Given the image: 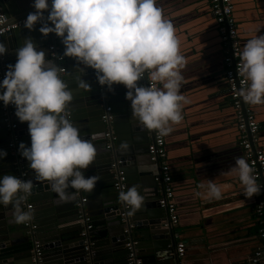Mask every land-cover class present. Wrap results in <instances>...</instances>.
<instances>
[{
	"label": "clouds",
	"instance_id": "obj_1",
	"mask_svg": "<svg viewBox=\"0 0 264 264\" xmlns=\"http://www.w3.org/2000/svg\"><path fill=\"white\" fill-rule=\"evenodd\" d=\"M31 6L35 11L27 14L24 27L31 31L39 23L42 35L53 33L60 38L64 48L56 59L75 60L78 88L85 92L91 89L81 77L87 67L95 70L97 82L108 91L114 84H123L132 118L160 138L168 136L172 125L184 119L182 108L189 100L180 89L186 61L175 28L164 18L157 0H32ZM15 51V63L7 65L0 80V101L5 106L14 105L18 120L28 122L30 145L20 142L18 151L34 175L32 179L11 174L0 177V206L11 205L13 221L27 224L33 213L24 210L22 204L32 194L34 181L47 182L60 204L94 190L100 176L85 177L83 170L96 161L94 141L99 136L92 133L85 139L73 123L69 109L73 93L63 78L66 70L47 59L30 37ZM5 53L6 43L0 41V56ZM238 56L237 73L243 78L239 97L249 105L264 104V33L249 38ZM145 76L147 86L138 83ZM117 147L126 152L129 145L121 141ZM6 155V150L0 149V158ZM137 168L157 172L155 164L139 157ZM230 171L238 177L244 197L261 193L254 168L244 157H236ZM196 188L197 197H222L221 187L213 180ZM117 199L128 208L129 215L145 204L139 184L122 188Z\"/></svg>",
	"mask_w": 264,
	"mask_h": 264
},
{
	"label": "water",
	"instance_id": "obj_2",
	"mask_svg": "<svg viewBox=\"0 0 264 264\" xmlns=\"http://www.w3.org/2000/svg\"><path fill=\"white\" fill-rule=\"evenodd\" d=\"M31 5L32 0H0V9L8 23L25 19L29 12L35 11ZM39 27L37 23L30 31L22 23L3 35L6 53L2 65L6 71L8 64L15 63V50L28 37L34 41L38 50L45 51L47 59L55 60L60 66L67 65L69 74L64 79L73 93L69 105L71 119L85 139L92 133L99 136L94 141L96 161L83 170L84 175L98 174L100 179L91 193L81 192L75 201L62 204L56 202L57 194L50 191L47 182L34 181L35 186L29 196L34 205L32 223L36 229L33 231L25 224L13 221L11 205L0 206V213L8 217H0V249L23 245L11 255L0 254V264H128L129 251L125 247L127 241L136 242V257L140 258L142 264H170L174 246L173 229L166 226L167 214L158 204L160 182L155 174L140 172L137 168L138 157L152 163L147 151L150 132L138 126L132 118L130 101L125 99L127 89L123 84H114L113 90L108 91L99 85L95 70L91 67L81 73V77L91 85L90 91L78 88L75 60L69 57L55 59L49 45L54 44L58 55L62 54L64 46L55 34L42 35L38 31ZM138 83L144 81L141 79ZM106 107L110 109L107 111ZM11 109L16 123L14 135H17L12 148L8 146L9 132L0 105V149L7 152L5 157L0 158V177L5 174L17 176L20 170H24L26 179H32L34 174L28 168V161L18 151L20 142L30 145L28 122L18 120L14 105ZM103 115L106 118H102ZM106 133L111 134L110 139ZM121 141L129 145L126 152L118 150ZM118 160L120 163L113 166ZM122 166L128 168L123 171ZM119 171H123L126 176L128 186L125 190L139 184L145 196L144 206L133 215H129L128 208L118 201L119 191L113 187L115 175ZM83 197V210L89 217L90 228H86L84 222H75L78 218L77 203ZM17 237L22 240H16ZM6 240L8 244H5ZM35 240L41 244L40 262L32 260Z\"/></svg>",
	"mask_w": 264,
	"mask_h": 264
},
{
	"label": "crops",
	"instance_id": "obj_3",
	"mask_svg": "<svg viewBox=\"0 0 264 264\" xmlns=\"http://www.w3.org/2000/svg\"><path fill=\"white\" fill-rule=\"evenodd\" d=\"M157 6L173 24L186 61L180 93L189 103L182 108L184 119L164 137L178 214L175 231L185 243L182 264H248L259 244L261 225L254 208L261 195L244 197L238 177L230 171L235 158L244 154L211 0H157ZM233 16L241 50L249 38L264 33V0H233ZM63 67L64 78L69 71ZM246 105L259 124L256 145L264 151V104ZM127 168L122 166L123 171ZM209 179L221 187V199L195 195L196 186ZM0 217L8 218L3 213ZM21 246L0 249V254L11 255Z\"/></svg>",
	"mask_w": 264,
	"mask_h": 264
},
{
	"label": "built area",
	"instance_id": "obj_4",
	"mask_svg": "<svg viewBox=\"0 0 264 264\" xmlns=\"http://www.w3.org/2000/svg\"><path fill=\"white\" fill-rule=\"evenodd\" d=\"M211 9L214 14L215 20L218 26L219 38L225 52L223 56V62L225 65L224 78L227 83V88L230 96V102L235 110L236 125L240 130L239 144L245 159L254 168L255 176L257 177V183L262 186L259 200L257 201L254 211L256 216L260 220L261 227L258 229L259 244L255 247L252 255L249 259L248 264H264V151L262 148L256 145L258 142L259 124L255 120L251 109L242 101L238 95V89L242 86L243 78L237 73V65L239 63L238 53L241 50L239 37L237 34V25L233 16V0H211ZM0 41H2L3 35L18 25L24 23L25 19H20L11 23H8L7 17L4 12L0 9ZM49 50L52 51V56L56 59L57 53L55 52L56 47L54 44L49 45ZM3 55L0 56V80L3 79L5 74V68L3 63ZM59 60V59H57ZM63 67V66H61ZM64 68V67H63ZM144 85L147 86L149 81L146 76L142 79ZM246 86V85H244ZM3 121L9 132V147H13L14 142L17 139V135H14L16 123L13 119L12 104L5 106L0 101ZM110 108L106 107L108 111ZM106 118V116H102ZM107 138H111V134L106 133ZM112 139L114 137L112 136ZM147 151L150 155L152 164H155L157 168L156 179L160 182V197L158 200L159 207L162 208L166 214L168 223L166 226L172 230V236L174 241L172 257L173 261L171 264H182L181 258L185 252V243L181 239L175 228L178 224V214L173 196L172 177L170 171V165L167 160V151L165 148L164 137L160 138L155 132H150V141L147 145ZM120 163V160L113 164L116 166ZM22 179H26V173L24 170H20L17 173ZM113 187L117 191L122 188H126V176L123 171L117 172L113 182ZM30 196V195H29ZM29 196L23 202L24 210L31 209L33 211V203L29 200ZM85 198H81L77 203L78 218L75 222L86 224V228L91 227L89 217L86 216L83 210L82 203ZM33 219V218H32ZM29 226L31 231L36 229V226L32 223V220L25 224ZM84 234V232H82ZM135 241H127L125 243L126 249L129 251L127 255L128 264H142L141 260L136 257L135 253ZM32 260L34 262L41 261V244L35 240L32 248Z\"/></svg>",
	"mask_w": 264,
	"mask_h": 264
}]
</instances>
